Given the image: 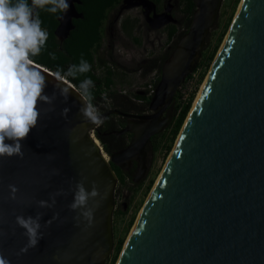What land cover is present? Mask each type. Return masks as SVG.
Wrapping results in <instances>:
<instances>
[{
	"label": "water",
	"instance_id": "obj_1",
	"mask_svg": "<svg viewBox=\"0 0 264 264\" xmlns=\"http://www.w3.org/2000/svg\"><path fill=\"white\" fill-rule=\"evenodd\" d=\"M222 2L194 0L190 30L163 64L149 113L101 115L103 121L125 118L118 135H132L109 159L94 135L102 123L94 125L79 114V90L66 79L65 102L54 87V72L35 63L46 76L45 94L55 91L57 98L54 105L38 104L39 124L22 142L23 158H0V255L10 264L107 263L115 249L119 184L112 164L127 171L137 162L133 182L143 178L147 147L168 126L181 86L197 70ZM68 3L55 31L62 42L75 29L74 20L84 18L76 7L80 0ZM151 7L150 0H124L122 12L143 8L147 15ZM173 9L149 23L158 30L177 24ZM229 32L117 264H264V0H245ZM52 107L55 111H48ZM64 108L70 109L67 119L60 115ZM84 178L87 190L95 184L100 192L89 201L95 209L91 225L83 217L77 222V212L68 207L76 182ZM9 184L19 189L15 200L9 199ZM60 189L66 195L56 197L54 208L37 207L36 201H50V193ZM37 212L44 214L43 238L18 255L27 237L15 216ZM54 213L59 217L45 226Z\"/></svg>",
	"mask_w": 264,
	"mask_h": 264
},
{
	"label": "clouds",
	"instance_id": "obj_2",
	"mask_svg": "<svg viewBox=\"0 0 264 264\" xmlns=\"http://www.w3.org/2000/svg\"><path fill=\"white\" fill-rule=\"evenodd\" d=\"M69 7L68 0H31V4L28 0H0V158H23L22 142L39 124L41 111L38 104L44 102L54 105L57 98L55 91L51 96L45 94L46 76L33 60V57L40 55L48 40V32L41 27L42 22L37 10L65 15ZM50 56L52 59L56 58L54 53H50ZM90 70L91 65L81 57L79 64L70 65L66 72L59 69L54 73L58 82L54 87L59 90L65 102L70 95L66 78L75 79ZM92 87L94 82L90 78H85L79 83V95L83 100L79 114L85 121L99 125L103 123V118L92 103ZM69 110L62 109L60 115L67 119ZM48 111L55 109L52 107ZM53 174H59V170L54 169ZM85 180L86 178L76 182L73 200L68 207L77 212L74 217L77 222L83 217L91 225L95 209L89 206V201L100 196V192L95 184L90 191L87 190ZM8 188L9 199L15 200L19 189L12 184H9ZM62 195H66L63 189L50 193V201L38 200L37 207L52 209L57 203L56 197ZM96 206H99L98 202ZM43 215L42 212H37L35 216H15L16 225L24 229L23 235L27 237V243L18 255L35 248L43 238L40 223ZM58 217L59 213H54L52 218L45 222V226H50ZM0 264L10 262L0 255Z\"/></svg>",
	"mask_w": 264,
	"mask_h": 264
},
{
	"label": "trees",
	"instance_id": "obj_3",
	"mask_svg": "<svg viewBox=\"0 0 264 264\" xmlns=\"http://www.w3.org/2000/svg\"><path fill=\"white\" fill-rule=\"evenodd\" d=\"M80 1L82 4L76 7L78 11L84 15V18L74 21L75 29L71 32L68 39L63 42L60 41L55 35V31L59 26L58 18L61 13L51 14L46 10H37L39 19L42 22L41 27L48 32V40L40 55L33 57L34 62L54 73L59 69H62L64 72H66L70 65L79 64L81 57H83V59H85L91 65V70L88 73L79 75L75 79H66L71 82L77 90H79V83L85 78H90L94 82V87H92L90 90L93 97L92 103L97 108L100 115L110 111H120L125 114L134 115H145L149 113V104L153 96H149V92H145L144 94L140 95L135 94L134 97H132L136 101L134 102L131 98H129V96L120 94L113 90L116 85L115 79L118 76L113 67L109 66L108 68H106V70L104 71V76H98L96 74L97 54L99 53V49L103 41L104 24L108 19L109 13L117 8V6H119L123 0ZM151 1L158 3L161 0ZM28 3L31 4V0H28ZM183 5V11L186 19L184 32L179 34L176 26H172L170 28V38H172L176 34H179V41L184 35L189 32L193 15L196 10L194 0H183ZM136 21L137 20H131L130 18L125 19L122 23L123 30L126 32L127 28H132L133 26H135V24L137 23ZM133 29L134 28H132V31L130 30L126 32L127 36L130 39L135 40L136 44L140 45L141 43L137 39H135L133 35ZM223 35L224 33L210 52H205L203 54V58L199 64V68L203 67L204 72L201 75L199 86L204 81L205 73L210 68V65L215 62L214 59L219 50ZM50 53H54L56 58L52 59ZM162 65V63L159 64L160 70L158 73L157 81L154 84L155 88L161 80ZM196 92L197 89L194 92V95H192L189 102L183 105L180 102V92H178L174 100L173 119L167 130L168 135L164 133L160 136H155L152 138L151 144L155 149L158 150L161 146L165 148V156L171 151L173 144L177 140L189 116V113L191 112L193 105H195L194 102L197 95ZM125 126V118L116 115L109 116L103 121L101 126L94 133L95 138L100 142L104 152L109 155V157L112 154L125 149L130 143V139H132V136L130 134L121 136L118 135V133L121 132L125 128ZM168 139L169 141H167ZM112 168L118 177L120 185H125L126 182L132 177V173H126L113 164ZM151 185L152 182L150 186ZM133 221L134 218L130 221L126 233L128 232V229L133 226ZM124 237L117 243V246L115 248V255L113 257V260L111 261V264H115V262L118 260L119 254L121 253L123 248Z\"/></svg>",
	"mask_w": 264,
	"mask_h": 264
},
{
	"label": "rangeland",
	"instance_id": "obj_4",
	"mask_svg": "<svg viewBox=\"0 0 264 264\" xmlns=\"http://www.w3.org/2000/svg\"><path fill=\"white\" fill-rule=\"evenodd\" d=\"M177 1H179V3L176 7L175 15H176V18H177L176 20L178 23L175 25L179 31V34H181L185 30L184 25L186 23V19H185V15L183 11L184 10L183 0H177ZM242 2L243 0H223L218 19L215 22L214 26L211 28L210 33L207 37L206 45L203 50V54L205 52L207 53L210 52L214 48V46L217 44L219 38L224 33L219 50L216 54V57H217L219 51L221 50L222 46L225 43L226 38L228 37L230 33L229 31L237 16V13L239 11V8ZM113 14L115 15V13ZM127 18H130L131 20L134 19L137 21L141 20L142 16H141L140 9L125 11L121 18V21ZM136 33L138 32H133V35L134 37H137L141 40L140 45L134 42L136 45V48L131 49L129 46L123 44V45H119L118 46L119 51L117 50V55L127 57L129 62L133 63V65H129V70L125 71V69L122 68L121 66L118 65L117 67L113 62L110 63V61L108 60H107V63H109V65H106V66L103 64L100 65V63L97 62V70H96V74L98 76H104V71L106 70V68H108L109 66L113 67L118 75L115 79L116 85L113 88V90H115L116 92L120 94L129 96V98H131L134 102L136 101L132 97H134L135 94L140 95V94H144L145 92H149L148 88L150 85H154L156 83L157 78H158V73L156 72L149 73L145 69H139V68L135 72H132V68L134 69L136 65L140 62V60L143 58L162 56L164 54V50L167 48L169 44V41H167V38H166V33L164 32H161L157 36L158 38L156 37V40L154 41L153 45L150 44L148 46L146 45L145 42L142 41L143 37L141 36V34H136ZM104 42L106 44V41ZM177 42H179L178 36L176 38V43ZM216 57L215 59H217ZM215 59L214 61H216ZM214 63L215 62H213L210 65V68L205 73V79L200 84V86H199V82L201 79V75L204 72V68L203 67L199 68V66L197 68L199 75L197 76L198 82L196 85L197 95L195 98V102H196V99H198V94H200L199 92H201L203 89L202 86L204 85L206 79L208 78V74L211 68L213 67ZM173 113H174V104H173L172 118L168 126L166 127V129L160 135L164 133L168 135L167 130L173 119ZM167 141H169V139ZM176 142H178V138L173 144L171 151L166 156H165V148L163 146H161L157 150L150 143L147 147L146 171L144 173L143 178L140 180V182L137 184L133 182L137 174V171H138V168H137V169H132L131 170L132 172L130 171V173H132L131 175L132 177L130 178V180L126 182L125 185L118 184L117 189H116V210H115L114 218H113L115 248L119 240H121L125 234L126 235L124 237L122 251L119 254L118 260L115 262V264L118 263L121 257V254L124 248L126 247V243L129 237L131 236L134 226L140 216V213L144 209V206L146 205L148 199L152 195V191L154 190L158 180L160 179V176L164 172L165 166L168 164L169 162L168 160L170 159V156L175 148V145L177 144ZM107 157L108 159L110 158L109 155H107ZM124 172L127 173L129 171L127 170ZM151 182H152V185L150 186ZM124 205H126V207H124ZM133 218H134L133 226L129 228L128 232L126 233L128 225ZM114 255H115V249L106 264H111V261L113 260Z\"/></svg>",
	"mask_w": 264,
	"mask_h": 264
},
{
	"label": "flooded vegetation",
	"instance_id": "obj_5",
	"mask_svg": "<svg viewBox=\"0 0 264 264\" xmlns=\"http://www.w3.org/2000/svg\"><path fill=\"white\" fill-rule=\"evenodd\" d=\"M123 1L119 6H117V8H115L114 10H112L109 13L108 19L106 20V22L104 24L103 41H102L101 47L99 49V53L97 54V62H99L100 65L103 64L106 66V65H109V63H107V60H108V61H110V63L113 62L117 67H118V65L121 66L122 68L125 69V71L129 70V65H133V63L129 62L127 57L117 55V50H118L119 45L125 44V45L129 46L131 49L136 48V45L134 43L135 40H131L127 36L126 32H128L130 30L132 31V28H134L133 32H138L136 34H141V36L143 37L142 41L145 42L147 46L150 44L153 45L154 41L156 40V37L161 32H164V33H166L167 41H169L167 48L164 50V54L162 56H159V57L143 58L140 60V62L136 65V67L134 69L132 68V72H135L139 68V69H145L147 72H151L154 70L153 72L159 73V70H160L159 64H161V63L164 64L165 61L171 56L173 50L175 49V47L177 45L176 44V38H177L178 34H176L172 38H170V28L172 26H176V25L169 24V25H166L165 27H163L162 29L158 30V29H154L152 27V25L149 23L148 19L153 17L154 15H161V14L167 12V10L172 6H174V9L172 11V15L174 16L175 19H177L176 15H175V13H176L175 10H176V7H177L179 1H177V0H161L158 3L152 1L154 3L155 7H153V8L151 7V10L147 13V15L145 14L146 10H144L143 8H137V9H140L142 18H141V20L136 21L137 23L135 24V26H133L132 28H127L126 32L122 28V23L124 20L121 21V18L124 14V12H122ZM76 6H78V5H76ZM113 13H115V15ZM135 39H137L141 43V40L139 38L135 37ZM104 41H106V44ZM115 57H117V58H115ZM162 67H163V65H162ZM161 72H162V68H161ZM126 123H127V120H126ZM137 168H139V163L133 162L132 165L129 167L128 171L130 172L132 169H137ZM124 207H126V205H124Z\"/></svg>",
	"mask_w": 264,
	"mask_h": 264
},
{
	"label": "built area",
	"instance_id": "obj_6",
	"mask_svg": "<svg viewBox=\"0 0 264 264\" xmlns=\"http://www.w3.org/2000/svg\"><path fill=\"white\" fill-rule=\"evenodd\" d=\"M198 70L195 71L193 74H191L186 81L184 82V84L181 86L179 92L181 95L180 98V102L181 104H187L189 102V100L191 99L192 95L194 94V92L197 89V82H198ZM155 86L154 85H150L148 88L149 91V96L154 95L155 92ZM195 90V91H194Z\"/></svg>",
	"mask_w": 264,
	"mask_h": 264
},
{
	"label": "bare ground",
	"instance_id": "obj_7",
	"mask_svg": "<svg viewBox=\"0 0 264 264\" xmlns=\"http://www.w3.org/2000/svg\"><path fill=\"white\" fill-rule=\"evenodd\" d=\"M244 1H245V0H243L241 6H240V8H239V11H240V9H241V7H242ZM239 11H238V13H237V16H238V14H239ZM237 16H236V18H237ZM236 18H235V19H236ZM226 40H227V38H226ZM224 44H225V43H224ZM223 46H224V45H223ZM223 46H222V48H223ZM222 48H221V50H220V53H221V51H222ZM220 53H219V54H220ZM218 57H219V55H218ZM218 57H217V58H218ZM216 60H217V59H216ZM215 62H216V61H215ZM200 94H201V92H200ZM200 94L198 95V98L200 97ZM197 100H198V99H197ZM197 100H196V102H195L194 107L196 106ZM190 115H191V114H190ZM180 135H181V134H180ZM179 138H180V137H179ZM179 138H178V141H179ZM177 143H178V142H177ZM176 145H177V144H176ZM170 158H171V157H170ZM169 160H170V159H169ZM169 160H168V161H169ZM168 163H169V162H168ZM167 165H168V164H167ZM167 165H166V166H167ZM166 166H165V168H166ZM164 170H165V169H164ZM162 174H163V173H162ZM161 176H162V175H161ZM161 176H160V179H161ZM160 179H159V180H160ZM159 180H158V182H159ZM158 182H157V184H158ZM157 184H156V186H157ZM156 186H155V188H156ZM155 188H154V190H155ZM154 190L152 191V193L154 192ZM150 197H151V196H150ZM149 199H150V198H149ZM149 199H148V201H149ZM148 201H147V202H148ZM146 204H147V203H146ZM145 206H146V205H145ZM145 206H144V209H145ZM144 209H143L142 212L140 213V216H141L142 213L144 212ZM140 216H139V218H140ZM139 218H138V220H139ZM138 220H137V223H138ZM134 228H135V227H134ZM133 232H134V229H133V231H132V233H131V236L129 237V239H128L127 243H126V247H127L128 243H129V241H130V239H131V237H132V235H133Z\"/></svg>",
	"mask_w": 264,
	"mask_h": 264
}]
</instances>
